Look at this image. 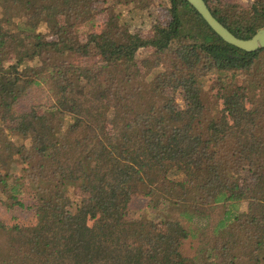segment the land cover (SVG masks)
<instances>
[{"label": "trees", "instance_id": "1", "mask_svg": "<svg viewBox=\"0 0 264 264\" xmlns=\"http://www.w3.org/2000/svg\"><path fill=\"white\" fill-rule=\"evenodd\" d=\"M154 1L0 0V203L35 218L0 223V264H264V49L187 0L132 30ZM205 1L264 27V0Z\"/></svg>", "mask_w": 264, "mask_h": 264}, {"label": "rangeland", "instance_id": "2", "mask_svg": "<svg viewBox=\"0 0 264 264\" xmlns=\"http://www.w3.org/2000/svg\"><path fill=\"white\" fill-rule=\"evenodd\" d=\"M233 3H238L248 7L252 4L253 0H227ZM162 3H165L163 0H155L152 7L145 12L139 13L133 18L132 22V30L138 29L143 31V33L147 36L152 33L151 28L154 23L157 22H165L167 20V9L162 6ZM150 11V12H149ZM123 13L127 15V13L123 10ZM107 18V14L103 12L101 15L97 17L98 25L103 27L105 20ZM148 55V51H140L139 58L146 57ZM211 91V90H210ZM216 90L210 92L211 98L216 97ZM30 103L34 104H42L48 101L46 93L42 92V90H36L30 96ZM176 102L178 106L185 110L188 107V103L185 99L183 93H178L176 97ZM29 103V104H30ZM223 108L222 103L219 102L217 104L216 109L221 110ZM130 216L133 219H144L151 217V210L148 208V199L144 196H138L135 200L132 201L130 205ZM33 214H23L22 212H16L15 210H11L5 207V205L0 203V223H6L11 226L15 223L21 224H31L34 222Z\"/></svg>", "mask_w": 264, "mask_h": 264}, {"label": "water", "instance_id": "3", "mask_svg": "<svg viewBox=\"0 0 264 264\" xmlns=\"http://www.w3.org/2000/svg\"><path fill=\"white\" fill-rule=\"evenodd\" d=\"M187 1L201 15L212 30L228 44L246 52H257L260 49H264V27L250 39L238 38L213 15L205 0Z\"/></svg>", "mask_w": 264, "mask_h": 264}]
</instances>
